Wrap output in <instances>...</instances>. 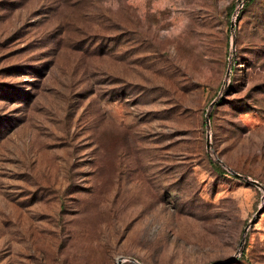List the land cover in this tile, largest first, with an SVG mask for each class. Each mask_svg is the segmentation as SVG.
<instances>
[{
	"label": "rangeland",
	"instance_id": "374dc122",
	"mask_svg": "<svg viewBox=\"0 0 264 264\" xmlns=\"http://www.w3.org/2000/svg\"><path fill=\"white\" fill-rule=\"evenodd\" d=\"M121 258L264 264V0H0V264Z\"/></svg>",
	"mask_w": 264,
	"mask_h": 264
},
{
	"label": "water",
	"instance_id": "95a60500",
	"mask_svg": "<svg viewBox=\"0 0 264 264\" xmlns=\"http://www.w3.org/2000/svg\"><path fill=\"white\" fill-rule=\"evenodd\" d=\"M235 26H236L235 22H232V29H234ZM233 44H234V42H233ZM230 71H231V70L228 71V75H230ZM215 104H216V101H213V102L211 103V107H214ZM206 122H207V124L210 123V116H209V115L207 116V120H206ZM209 145H210V143L208 142V147H209ZM235 174H236L237 176H241V174H239V173H237V172H235ZM254 182H255L257 185H261L258 181H254ZM131 260H132L133 262H135L136 264H140V263H138L135 259H131ZM122 262H123V259L121 258V259H119L118 264H122ZM220 263H221V262H217L216 264H220Z\"/></svg>",
	"mask_w": 264,
	"mask_h": 264
}]
</instances>
